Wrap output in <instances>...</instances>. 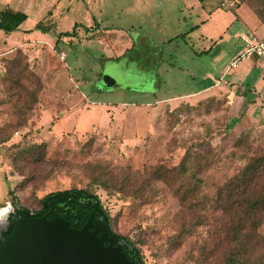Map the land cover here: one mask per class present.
Segmentation results:
<instances>
[{
    "label": "rangeland",
    "instance_id": "rangeland-1",
    "mask_svg": "<svg viewBox=\"0 0 264 264\" xmlns=\"http://www.w3.org/2000/svg\"><path fill=\"white\" fill-rule=\"evenodd\" d=\"M190 3L59 0L51 17L59 30L96 23L97 34L84 28L55 47L56 33L46 31L54 51L42 41L0 57L4 217L14 210L12 197L35 211L49 192L86 188L99 197L112 229L138 245L145 264H229L228 253L237 249L246 264H264V212L253 229L236 208L237 185L229 191L244 166L264 155L263 121L231 108L222 92L179 98L213 84L206 72L218 77L216 67L243 27L237 20L227 26L231 38L208 53L198 7H185ZM240 6L264 22V0H235L233 9L219 4L211 27L220 29ZM123 34L134 39L126 51ZM0 47H9L1 36ZM32 74L42 83L38 94ZM262 173L254 186H264Z\"/></svg>",
    "mask_w": 264,
    "mask_h": 264
},
{
    "label": "crops",
    "instance_id": "crops-1",
    "mask_svg": "<svg viewBox=\"0 0 264 264\" xmlns=\"http://www.w3.org/2000/svg\"><path fill=\"white\" fill-rule=\"evenodd\" d=\"M54 1L55 2L53 4H50L49 0H0V13L4 11L9 15H15L17 13H24L26 15V19L19 25L17 30L10 33H5L0 30L1 38L4 42H8L9 44V47H0V57L16 48L22 49L26 52L28 47L36 46V42L42 41L48 44V48H51V51L53 50L52 43L43 33L46 34V31L54 32V34L56 33V38H58V34L60 32L71 31L72 27L76 24L74 23L73 26H71V30H59L57 23L51 21L54 6L59 0ZM194 1L195 4L190 3L189 6L185 5V7H189L190 9H193L194 5L195 7H198V12L196 13V26H199L198 30L208 34L206 35L205 33V39L202 40L203 42L205 41L204 43H207L205 48H208V53L215 52L219 45L231 38L230 34L226 33V28L234 21L237 20L240 23L238 24L240 26H237V28L243 27V29H237V33L234 34V37H237V44L230 47L228 50L229 58L225 61L223 60L217 65L216 69L218 77L215 78L209 72H206L205 76L207 79L211 80L214 85L212 84L210 86H206L202 90L194 93L181 95L179 98L196 100L206 93L222 92L226 95L228 99L227 102L231 105V108L237 109V112L243 111L248 113L252 120L263 121L262 125L264 126V67H262L255 58H245L239 61L234 67H230L231 60L244 48V42L241 40L239 35L253 34L259 39H264V22L259 21L252 13L240 6L233 13L229 14V19L225 21L226 23L220 29L218 27L212 28L210 25L212 19L219 15L218 13H221L217 9L220 4V0ZM13 4H15L14 7ZM27 8V12L21 11ZM44 14H46L47 17L38 19L39 16ZM29 16H32L33 18L30 19ZM200 16L202 19H200ZM77 24H80L81 26L78 28L75 25L74 36H62L59 38V41L61 42L58 41V43H65L67 38L72 40H75L74 37L79 38L80 33H82L85 29L89 30L87 34L90 32L97 34V29L99 27L96 23L94 25H84L82 23ZM94 27L95 29H93ZM215 29H217V31ZM216 35L221 37L214 40L213 38H215ZM89 36L93 38L91 35ZM120 37L122 38V43L121 45L119 44V46L123 47V50L126 51L134 45V39L131 35L123 34L120 35ZM45 52L46 51H44V53ZM60 54V59L64 60L62 56L64 53L61 52ZM48 55H50V52ZM52 64L53 63L50 61L47 63L48 69H50L49 67L52 66ZM58 64L57 66H59ZM55 65L56 63H54L53 68ZM58 69L55 71L52 70V79H54L55 72ZM215 84L217 85L215 86Z\"/></svg>",
    "mask_w": 264,
    "mask_h": 264
},
{
    "label": "trees",
    "instance_id": "trees-1",
    "mask_svg": "<svg viewBox=\"0 0 264 264\" xmlns=\"http://www.w3.org/2000/svg\"><path fill=\"white\" fill-rule=\"evenodd\" d=\"M245 1V0H237ZM26 19L24 13H17L15 15H9L2 11L0 13V30L5 33H10L18 29L19 25ZM75 25L72 27L71 31L60 32L58 38L55 42V47L62 36H74ZM34 80L37 82V91L42 88V83L40 77L37 74H32ZM37 98L32 102L30 110H32L33 105L37 102ZM4 100L0 101V108L3 106ZM19 126H27L26 122H21ZM7 138L0 139L3 143ZM264 171V155L252 158L243 168L241 175L237 177L229 186V191L232 190V185H237V205L243 215L247 219H251V226L253 229H257L260 225L259 217L264 212V186L257 187L253 185V182L261 175ZM263 174V173H262ZM12 195L11 190L8 192ZM231 196V193H229ZM11 204L14 207L13 211L7 216L8 229L2 233L3 239L6 238L13 229V224L16 219L31 216H45L48 219H52L54 216H61L69 222L70 227L81 228L88 217V215L82 211L74 212L75 206L83 204L90 208L94 214L95 218L99 219L105 226L108 236L113 238V244L120 245L121 250L128 256L131 261L136 264H145L141 250L131 239L125 237L112 229L110 223V216L106 209L103 207L99 197L89 191L86 188H69L63 190H57L45 194L39 199L40 207L38 210L31 211L25 207L19 206L16 203L15 198L12 197ZM3 206V205H2ZM0 206V207H2ZM227 208H230L228 205ZM241 230V225H236L233 228L234 239L238 241V233ZM2 242V241H1ZM0 242V243H1ZM242 254L239 249L230 251L227 255V261L229 264H246V256ZM250 264V263H249Z\"/></svg>",
    "mask_w": 264,
    "mask_h": 264
},
{
    "label": "water",
    "instance_id": "water-1",
    "mask_svg": "<svg viewBox=\"0 0 264 264\" xmlns=\"http://www.w3.org/2000/svg\"><path fill=\"white\" fill-rule=\"evenodd\" d=\"M77 211L88 215L81 228L70 227L61 216L16 219L11 233L0 243V264H136L119 244H113L90 208L79 204L74 208ZM7 229L5 222L0 234Z\"/></svg>",
    "mask_w": 264,
    "mask_h": 264
},
{
    "label": "built area",
    "instance_id": "built-area-1",
    "mask_svg": "<svg viewBox=\"0 0 264 264\" xmlns=\"http://www.w3.org/2000/svg\"><path fill=\"white\" fill-rule=\"evenodd\" d=\"M220 5L224 9H233L235 0H220ZM239 37L244 42V48L231 60L230 67L245 58H255L264 67V39H259L253 34H241Z\"/></svg>",
    "mask_w": 264,
    "mask_h": 264
},
{
    "label": "bare ground",
    "instance_id": "bare-ground-1",
    "mask_svg": "<svg viewBox=\"0 0 264 264\" xmlns=\"http://www.w3.org/2000/svg\"><path fill=\"white\" fill-rule=\"evenodd\" d=\"M5 209L0 210V224L4 223V215H5Z\"/></svg>",
    "mask_w": 264,
    "mask_h": 264
},
{
    "label": "flooded vegetation",
    "instance_id": "flooded-vegetation-1",
    "mask_svg": "<svg viewBox=\"0 0 264 264\" xmlns=\"http://www.w3.org/2000/svg\"><path fill=\"white\" fill-rule=\"evenodd\" d=\"M8 213V212H7ZM5 217H4V223H5ZM7 221V220H6ZM4 223L3 224H0V227H2L3 225H4ZM4 232V230L2 231V233ZM2 233L0 234V242L1 241H3V235H2ZM2 243V242H1Z\"/></svg>",
    "mask_w": 264,
    "mask_h": 264
}]
</instances>
